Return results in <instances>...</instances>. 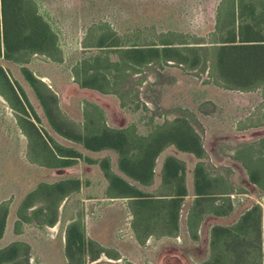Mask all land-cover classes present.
<instances>
[{
	"label": "rangeland",
	"instance_id": "rangeland-1",
	"mask_svg": "<svg viewBox=\"0 0 264 264\" xmlns=\"http://www.w3.org/2000/svg\"><path fill=\"white\" fill-rule=\"evenodd\" d=\"M226 1L21 0L22 9L29 6L46 22L59 51L55 57L22 53L18 61L0 54V69L17 95L15 99L0 74V217H4L0 248L17 241L26 264H70L64 256L65 227L75 221L86 243L81 261L76 264H199L211 257L212 225H230L250 205L257 204L261 209L264 264V180L261 188L251 184L242 166L252 168L248 156L255 161L260 158L264 164V141L256 140L264 137V82L247 89L225 86L211 64L214 6L221 2L223 7ZM101 29H112L117 34L138 31L145 41H155L157 33L173 31L176 38L182 34L186 43L190 42L187 45L198 48V61L190 66L189 58L152 59L119 73L107 92L88 88L97 97L73 94L71 84L87 87L80 85L72 68L83 53L98 51L90 43ZM193 41L204 46L197 47ZM108 54L112 59L116 57L114 52ZM21 67L36 79L39 92L53 96L54 102L47 95L43 103L40 101ZM100 99L108 105H102ZM53 107L74 122L77 130H84V125L95 128L86 122V110H94L105 125L143 136L164 121L176 117L187 121L203 153L196 157L167 144L155 157L151 182L137 184L144 193L158 198V205L160 198L170 193V186L160 178L163 159L172 155L183 162L186 194L179 201L174 232H168L156 216L155 229L144 234L135 214L145 216L147 212L133 209L128 196H117L107 189L100 162H106L108 170L120 175L117 153L108 148L89 150L57 133L44 110L53 111ZM111 109L121 115V121L112 117ZM25 117L32 120L39 134L28 126ZM69 147L78 155L65 156ZM60 160L69 163L59 165ZM198 162L209 176L221 174L228 183L227 193L231 194L225 195L230 208L225 215L205 211L196 220V214L191 213L195 196L192 171ZM70 178L77 179L76 189L67 191L64 187L66 192L60 198L47 194L43 199L52 183ZM29 191H33L32 198L23 205ZM217 203L218 199L213 200V205ZM89 249L97 250L95 258H90Z\"/></svg>",
	"mask_w": 264,
	"mask_h": 264
},
{
	"label": "trees",
	"instance_id": "trees-1",
	"mask_svg": "<svg viewBox=\"0 0 264 264\" xmlns=\"http://www.w3.org/2000/svg\"><path fill=\"white\" fill-rule=\"evenodd\" d=\"M226 2L223 7L221 2L214 6L215 30L213 41L210 42L213 49L211 64L225 86L247 89L264 82V0ZM0 19V54L5 59L18 61L22 53L31 52L55 57L54 54L59 51L54 34L46 22L37 17L29 6L22 9L21 0H0ZM173 33L160 32L155 36V41H145L140 38L138 31L117 34L112 29L107 31L101 29L90 43V46L98 51L80 55L72 72L81 86L107 92L109 87L114 86L119 73L142 66L152 59L184 61L189 58L188 65H194L199 57L195 50L198 48L187 45L190 42L186 43L184 35L178 34L176 38V34ZM193 42L197 47L204 46L197 41ZM181 49L186 53H181ZM109 52H114L116 57L110 58ZM21 71L43 103L47 93L39 92L35 86L36 79L26 67H21ZM0 74L17 99L13 86L7 81L1 69ZM47 96L54 102L53 96ZM93 109L98 108L93 105ZM44 110L57 133L81 143L89 150L112 149L118 156V169L141 183L146 184L150 181L153 160L167 144H173L176 149L190 152L196 157L203 153L198 137L183 117L164 121L151 133L143 136L135 134L130 129L105 125L101 121V116L94 115V110L90 113L87 110L83 112L86 122H91L95 126L94 129H89L84 125V130L75 129L74 122L63 117L56 107H53V111L47 108ZM98 111L100 113V109ZM25 118L28 126L39 134L32 120ZM67 149L65 156L78 155L75 149L71 147ZM68 163L65 160L59 161V165ZM100 166L107 179V189L111 188L110 192L118 194L117 196H128L133 209L147 212L145 216L135 214L144 234L155 229L153 219L156 216L163 221L168 232L176 230L179 201L182 195L186 194L182 161L172 155L165 156L160 175L162 182L170 186V193L167 197L160 198L162 202L158 205L156 204L158 198L150 197L108 170L106 162L101 161ZM192 173L195 196L191 213L196 214L195 219H199L205 211L214 215H225L230 205L229 199L223 195L228 190L224 180L221 177L209 176L199 162L195 164ZM77 185V179L73 178L56 181L47 188L43 199L46 200L47 194H56L55 198H60L66 192L64 187L68 191L76 189ZM30 195H33V191L26 193L23 205L30 202L32 198ZM215 199H218L219 203L213 205ZM260 219V206L252 204L232 224H213L209 240L211 257L199 264H261ZM53 222V218L49 220L50 224ZM3 225L4 217L1 216L0 235ZM85 246L81 230L75 221H71L65 227L64 236V256L67 262L80 263ZM21 252V243L17 241L1 247L0 264H26L25 260L21 259L23 257ZM96 253L97 250L89 249L91 259L96 257Z\"/></svg>",
	"mask_w": 264,
	"mask_h": 264
},
{
	"label": "flooded vegetation",
	"instance_id": "flooded-vegetation-1",
	"mask_svg": "<svg viewBox=\"0 0 264 264\" xmlns=\"http://www.w3.org/2000/svg\"><path fill=\"white\" fill-rule=\"evenodd\" d=\"M83 87V86H82ZM88 88V87H87ZM98 91V90H97ZM99 92H101V91H99ZM89 103H91V104H95L94 102H91V101H88ZM263 139L262 141H264V137H259V138H257L256 140H258V139ZM255 140V141H256ZM261 141V140H260ZM262 143H264V142H262ZM156 157V156H155ZM249 160H250V162L252 163V168H248L247 166H245V165H243L242 163V166H243V169H244V172H245V174H246V177H247V180L251 183V184H254V185H256L257 187H259V188H261V187H263L262 186V178H263V180H264V164L263 163H261L260 162V158L259 159H256V161L254 160V159H251L250 158V156H248L247 157ZM234 160L235 159H237L236 157H234L233 158ZM154 160H155V158H154ZM154 160H153V165H154ZM164 160V159H163ZM162 163H163V161H162ZM162 163H161V166H162ZM155 169L152 167V176H151V179H150V181L148 182V183H141V182H139V181H137V180H135V179H132V178H130L131 180H132V182L131 181H128V180H126L125 178H124V176L123 175H125V176H127L126 174H124L121 170H119L121 173H120V175H118L119 177H121V178H123V179H125V181H127L129 184H131L132 186H134L135 188H137L138 190H141L142 192H145L144 190H142V189H140L138 186H137V184H142V185H148L150 182H151V180H152V178H153V175L155 174V171H154ZM235 172V171H234ZM116 174V173H115ZM214 177H216V178H219V177H221L222 179H224L223 178V176L221 175V174H215V175H213ZM128 177V176H127ZM161 178V177H160ZM228 183L225 181V185H226V187L228 188V185H227ZM225 194H227V196H228V194H229V196H230V194L231 193H224L223 195H225ZM214 215V214H213ZM203 262V261H202Z\"/></svg>",
	"mask_w": 264,
	"mask_h": 264
},
{
	"label": "water",
	"instance_id": "water-1",
	"mask_svg": "<svg viewBox=\"0 0 264 264\" xmlns=\"http://www.w3.org/2000/svg\"><path fill=\"white\" fill-rule=\"evenodd\" d=\"M69 88H70L71 93L76 94V95L84 94L89 97H97L96 92L88 88H79L75 84H71ZM100 103L102 105H108V102H106L105 99H100ZM111 115L115 120L119 119L118 122L122 120V118L120 117L121 115H119L114 109H111ZM60 171L61 169H57V172H60Z\"/></svg>",
	"mask_w": 264,
	"mask_h": 264
}]
</instances>
